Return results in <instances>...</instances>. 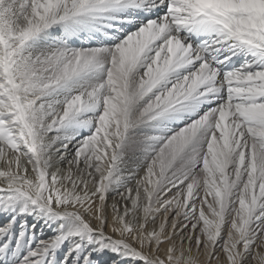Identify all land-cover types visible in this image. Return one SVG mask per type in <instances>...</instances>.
<instances>
[{
    "label": "snow or ice",
    "instance_id": "6c2138e0",
    "mask_svg": "<svg viewBox=\"0 0 264 264\" xmlns=\"http://www.w3.org/2000/svg\"><path fill=\"white\" fill-rule=\"evenodd\" d=\"M121 2L0 0V211L78 222L20 264H61L65 240L78 264L105 249L126 264H264V0H133L164 14L110 47H70ZM182 31L209 39L193 47ZM245 51L255 58L225 71ZM93 71L105 78L77 85ZM201 97L183 128L145 138L142 173L109 203L130 130ZM90 109L94 134H60Z\"/></svg>",
    "mask_w": 264,
    "mask_h": 264
},
{
    "label": "bare ground",
    "instance_id": "6f19581e",
    "mask_svg": "<svg viewBox=\"0 0 264 264\" xmlns=\"http://www.w3.org/2000/svg\"><path fill=\"white\" fill-rule=\"evenodd\" d=\"M137 1L138 0H136V2ZM123 3L133 4V0H122L121 4ZM121 14L122 12L115 8L109 10L108 12L97 14L95 17L85 18L87 22L78 26V30L74 35L71 36L70 41L73 43H78L82 46H91L97 43L98 37L101 32L106 33L110 29H115L110 25V20H112L115 24H119V22H122L120 18ZM61 30L64 31L63 29H59L57 34H61ZM108 34V37L112 39L113 37H115V33H106V35ZM191 44L193 45V47H196L193 42H191ZM247 56H250L251 60L255 58L251 53H248ZM65 94L66 93L63 91L60 93L61 96ZM215 102L217 101L213 97V103ZM197 104V111L206 110L209 101L207 98H202L199 99ZM94 114L95 110L92 109L80 114L77 117L76 122H74V125L76 124L74 127L76 128H72V123L70 125H67L64 129L60 130V134L70 137L75 136L77 140L86 138L87 136L94 134L91 126L87 124L89 118H91ZM165 128L168 129L167 127ZM50 135L55 136L57 135V133H51ZM73 144H75V140L73 141ZM69 146L72 147V145ZM145 163L146 160L144 159L143 155L136 154V152L135 154L122 153L120 163L118 164V169L114 172V175L112 177L114 183L109 190V203H111L113 199L118 198V193L123 192L126 186H131L133 176L137 173H142L143 165ZM18 213L19 208H17L15 212L10 210L0 211V229L11 227L10 233L0 238V257H2L0 258V261L2 260V264H20V261L28 256L30 251L37 248L41 242H46L52 238H55L62 232L67 233L73 231L78 223L71 219H49L48 217L41 218L36 214L27 216L26 214L18 215ZM13 217H16L15 224H11ZM31 220L33 222V226L32 228L28 229V227L25 226V221L30 222ZM19 221H21V223H19ZM25 232L27 233L26 235L24 234ZM15 240H17V244H14ZM8 241H11V243L9 244V247L6 250L5 254L3 245ZM71 247V240H65L56 249V254L58 253L64 255V259H70V264H78L75 256L71 258L68 257V252ZM65 249L66 251L63 252ZM93 255L96 257V259L93 261V264H126L125 261L120 260L116 253L111 252L107 249H105L103 252H95L93 253ZM127 264H138V262L128 261Z\"/></svg>",
    "mask_w": 264,
    "mask_h": 264
},
{
    "label": "rangeland",
    "instance_id": "374dc122",
    "mask_svg": "<svg viewBox=\"0 0 264 264\" xmlns=\"http://www.w3.org/2000/svg\"><path fill=\"white\" fill-rule=\"evenodd\" d=\"M109 23L115 29H119L122 32H124L123 27L120 26L121 22H119V24H115L112 20H110ZM138 28L136 27V29H134L133 31L128 32L117 43H119V42L123 41L124 39H126L128 35L132 34L136 30H138ZM61 33H63L62 30H61ZM69 44H70V47L73 48V49L98 48V47L107 46V45H104V46H102V45L82 46V45H80L78 43H73L71 41H69ZM108 47H110V46H108ZM140 71H143V69H140ZM179 71H182V70H178V72ZM104 78L105 77H104V74L102 72L93 71L91 73L85 74L81 78H78L76 83H77L78 86H83L84 88H88L91 85H93V84H95V83H97L99 81H102ZM202 98H204V97H201L200 99H202ZM197 102L198 101H190V102H188L189 109H191L192 107H195V109H196L195 113H193V112H191L189 110V111H185V112H181L179 114H176V115L173 116V118H170V119H162V120L157 121V122H149L147 124L138 125L135 128L131 129L130 132H129V139L126 141V143H125V145H124V147L122 149V153L123 154H127V153L128 154H130V153H134L135 154V152H136V154L143 155L144 159L146 160V157H148L150 155V153L147 151V143H146L145 138L148 137V136L169 135V134H171V132L183 128L185 126V124L188 122L189 117L194 119L196 115H199V114H201V113H203L205 111V110L197 111V108H196L197 105H198ZM216 103H218V102H216ZM72 125H73V127H72L73 129L76 128V127H74L76 124L74 125V123H73ZM162 127H163V129H162ZM165 127H167L168 129H166ZM198 146L199 145L197 144V141L194 138V140L190 143V145H188L186 147L185 151L187 152V151L191 150L192 148L198 147ZM209 199H210V197H209ZM19 223H21V221H19ZM32 226H33V222L31 220L27 224V227L29 229V228H32ZM14 244H17V240H15ZM65 251H66V249L63 252H65ZM57 256L59 258V261L62 264L63 259H64V255H61V254L57 253ZM0 264H2V260L0 261Z\"/></svg>",
    "mask_w": 264,
    "mask_h": 264
}]
</instances>
